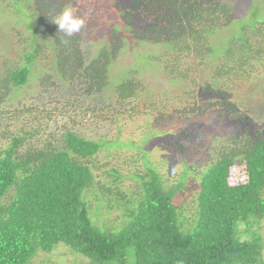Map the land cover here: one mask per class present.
I'll return each instance as SVG.
<instances>
[{
    "label": "trees",
    "instance_id": "trees-1",
    "mask_svg": "<svg viewBox=\"0 0 264 264\" xmlns=\"http://www.w3.org/2000/svg\"><path fill=\"white\" fill-rule=\"evenodd\" d=\"M232 1L0 0L24 32L22 54L0 61V264H56L59 245L86 264H264V121L243 92L264 70V1L244 18ZM64 8L84 21L71 37L51 22ZM130 49L138 63L124 66ZM145 69L191 85L192 106L173 109ZM212 113L189 149L174 142L179 172L156 169L150 135L120 140L127 117L171 118L165 134ZM113 213L117 225L97 223Z\"/></svg>",
    "mask_w": 264,
    "mask_h": 264
},
{
    "label": "rangeland",
    "instance_id": "rangeland-1",
    "mask_svg": "<svg viewBox=\"0 0 264 264\" xmlns=\"http://www.w3.org/2000/svg\"><path fill=\"white\" fill-rule=\"evenodd\" d=\"M256 0H233L230 2V8L233 12L234 17L238 18H244L247 15L248 6L253 3ZM258 2L260 0H257ZM262 1V0H261ZM264 1V0H263ZM92 5V4H91ZM2 13V11H0ZM5 19H1L0 17V61L4 59H14L19 53L22 54V45L19 43V36H23L24 33L22 31V28L13 24V20L15 19L14 16H12L9 12L4 13ZM19 34V35H18ZM21 34V35H20ZM221 36L215 34L214 38L218 39ZM19 38V39H18ZM129 48V47H128ZM139 48H142L139 47ZM147 51H153L161 50L158 47L155 46H148L146 48ZM145 53V50H144ZM125 59L124 66H133L138 61L133 58V51L130 49L129 52L125 53L123 56ZM53 59L52 57H47L44 60L39 61V66L50 70L53 69ZM144 80L147 84H152V87L157 89H168L171 91H175V96L179 99L177 103L174 104L175 107H191L194 103L192 100H187V97L189 96V91L191 90V85H188L186 82L180 81L178 84H176L174 87H168L167 82L168 77L164 73H158L157 75H154V77H151L150 74L146 71L144 73ZM36 85V84H35ZM34 83H29L26 88L28 90H32L28 95L29 96H35L36 92L33 91V88L35 87ZM244 94H246V97L255 96L254 100L256 101V104L254 106L255 110L252 111V113H249V116L253 118V122L257 121H264V118L258 117V114L264 115V70L259 69L257 70L256 74L252 77V79L246 84V87L243 90ZM179 96V97H178ZM188 101V102H187ZM17 101H14L12 105L14 106ZM176 105V106H175ZM12 106V107H13ZM215 113V111L213 112ZM209 114L205 115L203 117H197L192 119H187L185 117L177 118L176 120L181 124H179L178 127L175 129H172L173 131H169L165 134H160L158 131L160 130V127H163L164 129H167L169 125L173 123V119H169L168 117H165L162 122L158 123V125L151 124L149 126H143L145 123L144 117L138 118L135 122H130L129 117H127L122 123L124 130L120 134V140L123 141H137L139 139H146V136L150 135L149 137V144L153 146V150L151 153V159L152 162L158 166L156 169L158 170L163 166V164L167 163L171 158H173V144L180 142L183 143V145L188 144V149L194 144L192 142L195 140H198V136H202L203 129H213L214 122H215V114ZM154 117V116H153ZM154 118H150L151 121ZM148 120V121H149ZM153 121V120H152ZM147 122V121H146ZM225 123L227 124V129L235 130L237 126L233 124L232 121H230L228 118L225 120ZM161 124V125H160ZM141 125V126H140ZM115 126L111 124L105 125L103 129L96 130L92 129L90 130V135L93 134V139H97L99 136L104 135L107 136V134H111V132H115L114 130ZM114 130V131H113ZM93 132V133H92ZM151 133V134H150ZM158 133V135H157ZM170 135H173L174 137H170ZM197 137V139H196ZM175 142V143H174ZM176 145V144H175ZM175 159L171 160V166L173 167L174 172H179L181 170V164L177 161L174 162ZM164 169V168H163ZM229 182L231 184H237L239 180L243 178L242 172H240L239 169L235 168L229 177ZM117 213H113L112 215H104L102 219L98 220L97 223H104L107 224V226L112 227V225H117L119 219L117 218ZM99 224V225H100ZM264 230V228H263ZM57 249H54L51 253V257L53 258V261L58 264V262L62 264H86L85 262H81L80 260H75L76 258H72L70 255H68V252L61 245L57 246ZM57 261V262H56ZM60 263V264H61Z\"/></svg>",
    "mask_w": 264,
    "mask_h": 264
},
{
    "label": "clouds",
    "instance_id": "clouds-1",
    "mask_svg": "<svg viewBox=\"0 0 264 264\" xmlns=\"http://www.w3.org/2000/svg\"><path fill=\"white\" fill-rule=\"evenodd\" d=\"M51 22L66 37H71L73 34L80 32L84 26V21L76 17L69 8H64ZM64 42L66 43L67 41Z\"/></svg>",
    "mask_w": 264,
    "mask_h": 264
}]
</instances>
